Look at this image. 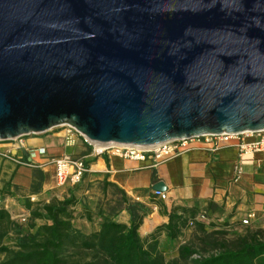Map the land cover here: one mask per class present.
Segmentation results:
<instances>
[{
	"label": "water",
	"instance_id": "water-1",
	"mask_svg": "<svg viewBox=\"0 0 264 264\" xmlns=\"http://www.w3.org/2000/svg\"><path fill=\"white\" fill-rule=\"evenodd\" d=\"M58 127L146 146L264 131V0H0V141Z\"/></svg>",
	"mask_w": 264,
	"mask_h": 264
},
{
	"label": "crops",
	"instance_id": "crops-1",
	"mask_svg": "<svg viewBox=\"0 0 264 264\" xmlns=\"http://www.w3.org/2000/svg\"><path fill=\"white\" fill-rule=\"evenodd\" d=\"M60 128L26 136L23 144L27 149L45 147L50 157L70 153L85 161L88 172L82 182L68 185L67 190L79 199L78 211L86 208L91 211L92 218L91 221L85 218L75 222L93 223L96 220L98 228L104 218L129 223L130 209L143 206L148 214L140 228L142 237L167 223L168 215L174 210L184 215V209L194 212L187 214L189 220L191 216L205 212L209 219L207 224L232 225L234 230L246 227L241 221L253 213L255 218L251 227L264 230V152L244 159L242 174L235 181L238 154L234 148L211 153L197 146L189 153L151 167L150 161L127 160L107 153L96 155L93 148L82 141L75 147H67V131ZM2 146L8 145L3 143ZM12 153L28 160L24 149L12 150ZM38 172L43 174L42 182L36 176ZM158 183H163L166 188V200L154 194V186ZM34 184L39 186V193H32ZM62 188L64 186L56 184L52 165L32 169L0 157V194L9 191V195H5L6 201L18 207L22 204L23 212H28L24 207L26 201L49 202L54 196L53 191Z\"/></svg>",
	"mask_w": 264,
	"mask_h": 264
},
{
	"label": "trees",
	"instance_id": "trees-1",
	"mask_svg": "<svg viewBox=\"0 0 264 264\" xmlns=\"http://www.w3.org/2000/svg\"><path fill=\"white\" fill-rule=\"evenodd\" d=\"M36 176L43 181L42 173ZM39 189L34 184L32 193H39ZM79 205L73 192L62 200H28L24 207L32 223L27 229L0 207V255H4L0 264H264V230L258 227H246L245 232L230 237L229 231L235 227L222 224L209 233L206 221H196L201 213L189 220L187 214L194 212L184 209V215L174 210L167 223L142 237L140 228L148 210L136 206L130 209L129 223L104 218L98 230L87 234L74 226L78 219L92 218L88 209L78 211ZM37 220L43 223L37 225ZM189 226L202 232L204 253L193 244L184 243L178 245L177 258L168 260L159 249L160 238L164 235L169 244L179 243ZM9 240L12 245L7 244Z\"/></svg>",
	"mask_w": 264,
	"mask_h": 264
},
{
	"label": "built area",
	"instance_id": "built-area-1",
	"mask_svg": "<svg viewBox=\"0 0 264 264\" xmlns=\"http://www.w3.org/2000/svg\"><path fill=\"white\" fill-rule=\"evenodd\" d=\"M65 136V145L75 147L79 141L91 146L96 155L110 154L127 160L133 161H150L151 167H157L166 163L173 158L189 153L197 146H202L207 151L214 153L225 148H234L238 154L236 164L235 181L242 174V162L249 156L264 152V131H244L240 133H222V134H205L196 136L191 139L179 138L165 141L155 145H135V144H106L104 147L96 146V143L76 131L67 127ZM24 138V137H23ZM23 138L11 141H0V157L10 160L17 165L32 168L43 169L52 165L54 167L55 181L58 187L66 185L75 186L82 182L85 174L88 172L85 161L76 157L74 154L66 153L59 157L48 156L45 147L25 148ZM7 143V147L2 144ZM25 151L28 160L23 156L12 153V150ZM155 196L162 200L167 199V194L154 190ZM34 201V199H32ZM30 217L29 212H23L17 216L11 213V218L17 223H25ZM255 214L251 213L242 219V226H251ZM196 221H206L209 219L207 214L201 213L197 216ZM193 225V222H190ZM207 256V255H205ZM195 258L200 256L195 255Z\"/></svg>",
	"mask_w": 264,
	"mask_h": 264
},
{
	"label": "rangeland",
	"instance_id": "rangeland-1",
	"mask_svg": "<svg viewBox=\"0 0 264 264\" xmlns=\"http://www.w3.org/2000/svg\"><path fill=\"white\" fill-rule=\"evenodd\" d=\"M67 127H61L59 130H67ZM68 185L64 186V188L62 189H56L53 191V198L52 199H60L62 200V198L67 197V195L71 192L68 191ZM22 196V195H21ZM50 196H46V198H49ZM43 198V197H42ZM22 203V202H20ZM37 203V202H35ZM20 206L22 207V204H20ZM0 207H3L7 210H9L14 216H17L21 213H23L22 208L18 207V205H12L10 202L6 201V196H3L2 194H0ZM32 222H30V218L27 220V222L22 223V225L27 229V227H29L31 225ZM43 223V221L41 220H37L36 224L37 225H41ZM21 224V223H20ZM212 224V225H211ZM207 225V231L209 233H211L212 230H214L215 228H218L214 223H211ZM74 226L85 232V233H91L94 232L96 230H98V224L97 221L95 220V222L93 221V223H88V222H84V221H80V222H74ZM221 228V227H220ZM246 227L240 228L239 230H234V231H229L232 237L233 233H243L245 232ZM203 237L202 232L196 230V228L194 226H189L186 230L183 231V235L182 237L179 239V243H174V244H169L168 241L166 240L165 236L163 235L160 238V244H159V249L161 251H163L164 255L166 256V258L169 259H175L177 258V249H178V245L179 244H184V243H188V244H193L197 249L200 250V252L204 253V251L202 250V248L204 247V244L200 241V239ZM7 244L12 245V242L9 240L7 242ZM4 259V255H0V260Z\"/></svg>",
	"mask_w": 264,
	"mask_h": 264
},
{
	"label": "bare ground",
	"instance_id": "bare-ground-1",
	"mask_svg": "<svg viewBox=\"0 0 264 264\" xmlns=\"http://www.w3.org/2000/svg\"><path fill=\"white\" fill-rule=\"evenodd\" d=\"M96 146H98V147H104V146H106V144L96 143Z\"/></svg>",
	"mask_w": 264,
	"mask_h": 264
}]
</instances>
